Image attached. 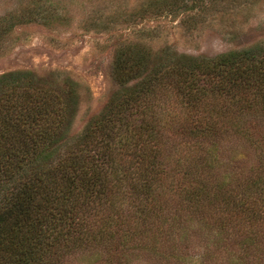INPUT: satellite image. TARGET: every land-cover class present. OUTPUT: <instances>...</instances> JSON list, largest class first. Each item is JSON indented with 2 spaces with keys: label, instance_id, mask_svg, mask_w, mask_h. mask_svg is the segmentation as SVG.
<instances>
[{
  "label": "rangeland",
  "instance_id": "obj_1",
  "mask_svg": "<svg viewBox=\"0 0 264 264\" xmlns=\"http://www.w3.org/2000/svg\"><path fill=\"white\" fill-rule=\"evenodd\" d=\"M251 50L264 55V0H0V79L26 76L20 104L37 91L63 109L46 162L151 86L64 264H264V92L205 76L190 90L172 71ZM9 93L0 81V105Z\"/></svg>",
  "mask_w": 264,
  "mask_h": 264
},
{
  "label": "trees",
  "instance_id": "obj_2",
  "mask_svg": "<svg viewBox=\"0 0 264 264\" xmlns=\"http://www.w3.org/2000/svg\"><path fill=\"white\" fill-rule=\"evenodd\" d=\"M200 62L172 69L190 90L205 76L234 86L254 85L264 92V55L259 52H232ZM140 69L131 66L117 77L127 81ZM126 75L131 76L123 78ZM21 77L14 73L0 79L10 88L0 105V264H64L65 254L77 243L88 244V202L109 188L108 175L116 168L114 149L130 139L125 111L151 86L146 82L141 90L114 102L109 113L84 132L75 151L53 164L46 161L63 109L37 91L20 104L16 89ZM139 214L147 215L142 208Z\"/></svg>",
  "mask_w": 264,
  "mask_h": 264
}]
</instances>
